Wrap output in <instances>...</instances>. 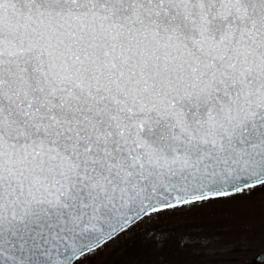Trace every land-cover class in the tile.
Returning a JSON list of instances; mask_svg holds the SVG:
<instances>
[{"label": "snow or ice", "instance_id": "1", "mask_svg": "<svg viewBox=\"0 0 264 264\" xmlns=\"http://www.w3.org/2000/svg\"><path fill=\"white\" fill-rule=\"evenodd\" d=\"M261 184L264 0H0V264Z\"/></svg>", "mask_w": 264, "mask_h": 264}, {"label": "rangeland", "instance_id": "2", "mask_svg": "<svg viewBox=\"0 0 264 264\" xmlns=\"http://www.w3.org/2000/svg\"><path fill=\"white\" fill-rule=\"evenodd\" d=\"M205 203L209 206L145 225L128 239H120L121 232L81 259L84 264H161L166 255L179 253L185 264L245 262L264 248V184ZM136 227L133 224L128 231ZM152 230L167 231L171 239L163 241V246L145 240V234ZM201 235L220 239L202 246L197 240ZM185 237L188 239L181 246Z\"/></svg>", "mask_w": 264, "mask_h": 264}, {"label": "trees", "instance_id": "3", "mask_svg": "<svg viewBox=\"0 0 264 264\" xmlns=\"http://www.w3.org/2000/svg\"><path fill=\"white\" fill-rule=\"evenodd\" d=\"M178 254L179 253L174 254L173 257L166 255V257L161 261V264H185V257H180ZM153 264H159V261H157L156 263L154 262Z\"/></svg>", "mask_w": 264, "mask_h": 264}, {"label": "flooded vegetation", "instance_id": "4", "mask_svg": "<svg viewBox=\"0 0 264 264\" xmlns=\"http://www.w3.org/2000/svg\"><path fill=\"white\" fill-rule=\"evenodd\" d=\"M262 251H264V248L262 249V250H260L259 252H257L255 255H253L252 257H254V256H256V255H258L259 253H261ZM252 257H250V258H252ZM249 258V259H250ZM248 259V260H249ZM248 260L247 261H245V262H236V261H228V262H216V263H207V264H248ZM255 264H264V260L263 261H261V262H257V263H255Z\"/></svg>", "mask_w": 264, "mask_h": 264}, {"label": "water", "instance_id": "5", "mask_svg": "<svg viewBox=\"0 0 264 264\" xmlns=\"http://www.w3.org/2000/svg\"><path fill=\"white\" fill-rule=\"evenodd\" d=\"M133 224H135V223H133ZM132 224V225H133ZM131 225V226H132ZM121 233V232H120ZM110 240V239H109ZM108 240V241H109ZM103 245V244H102ZM96 248H98V247H96ZM95 248V249H96ZM264 260V251H262L261 253H259L258 255H256V256H254V257H252V258H250L249 260H248V264H255V263H257V262H261V261H263Z\"/></svg>", "mask_w": 264, "mask_h": 264}]
</instances>
